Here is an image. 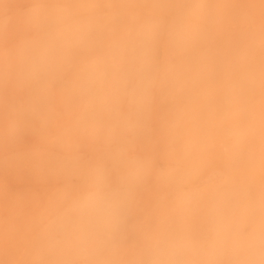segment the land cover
<instances>
[{"label":"clouds","instance_id":"obj_1","mask_svg":"<svg viewBox=\"0 0 264 264\" xmlns=\"http://www.w3.org/2000/svg\"><path fill=\"white\" fill-rule=\"evenodd\" d=\"M0 264H264V0H0Z\"/></svg>","mask_w":264,"mask_h":264}]
</instances>
